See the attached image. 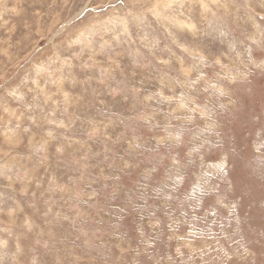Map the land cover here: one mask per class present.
<instances>
[{"label":"rangeland","instance_id":"obj_1","mask_svg":"<svg viewBox=\"0 0 264 264\" xmlns=\"http://www.w3.org/2000/svg\"><path fill=\"white\" fill-rule=\"evenodd\" d=\"M0 264H264V0H0Z\"/></svg>","mask_w":264,"mask_h":264}]
</instances>
